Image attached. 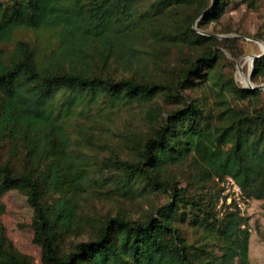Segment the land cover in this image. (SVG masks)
Instances as JSON below:
<instances>
[{
	"label": "trees",
	"instance_id": "obj_1",
	"mask_svg": "<svg viewBox=\"0 0 264 264\" xmlns=\"http://www.w3.org/2000/svg\"><path fill=\"white\" fill-rule=\"evenodd\" d=\"M205 1L0 0V140L12 146L21 141L27 150L23 171L11 158L0 157V213L5 192L26 194L42 264H251L247 219L235 206L218 207L214 177L231 175L248 197L264 199L261 89L221 82L217 52L206 49L165 82L102 75L96 69L111 58L133 62L137 45L148 37L185 44L191 53L197 45L218 43L194 21L200 29L218 21L233 0ZM198 3L195 15L183 11ZM19 30L54 31L57 40L48 54L37 57L30 41L14 38ZM236 41L221 40L224 46ZM253 63L254 78L263 72L264 56ZM193 76L215 96V111L208 98L187 100ZM160 95L180 105L142 138L136 159L114 157L109 165L124 177L119 180L124 191L142 183L163 191L167 202L141 219L105 218L88 239L63 248L75 229L87 178L68 127L99 109ZM176 164L189 168L183 186L167 177L166 167ZM0 264H31L1 224Z\"/></svg>",
	"mask_w": 264,
	"mask_h": 264
},
{
	"label": "rangeland",
	"instance_id": "obj_2",
	"mask_svg": "<svg viewBox=\"0 0 264 264\" xmlns=\"http://www.w3.org/2000/svg\"><path fill=\"white\" fill-rule=\"evenodd\" d=\"M7 1V0H2ZM206 0L205 3H208ZM199 3L189 5L183 11L196 14ZM171 20L174 21L172 16ZM198 19L194 27L208 33L215 34L219 42L197 45L192 53L185 44H165L163 41L148 37L138 45V57L131 63H121L118 58L107 59L105 64L98 62L96 69L102 75L114 77L132 76L146 81H170L189 64L196 51L206 49L217 52L219 80L233 83L242 88L248 85H262L264 102V69L263 72L252 77L254 61L251 55L264 56V0H233L225 9L218 21L209 22L202 29L197 28ZM178 22V20H177ZM54 31L19 30L15 39L30 41L36 48L37 57L48 54L55 45L57 37ZM223 38H236V42L224 46ZM12 42L6 45L9 51ZM239 57L235 58L233 52ZM195 86L188 89L187 100H206L211 110L218 107L215 96L204 85H196L199 79L191 78ZM247 80V81H246ZM247 103V102H246ZM180 103L170 102L160 95L146 103L117 104L79 117L68 127L73 154L84 162L87 171L86 192L77 207L75 229L65 238L63 248L70 247L78 241H84L93 234L95 226L105 218L122 216L131 219L144 218L148 212L167 202L163 191H152L142 183L132 184L131 190L121 189L122 174L109 165V160L118 157L133 160L137 158V150L142 138L152 128L156 127L169 111L178 107ZM149 110L155 112L154 117ZM12 141L0 140V157L11 158L16 169L25 170L26 149L22 142L12 146ZM167 177L183 186L189 168L185 164L169 165L165 169ZM185 170V171H184ZM221 196V189L219 188ZM251 203L244 213L250 232L249 259L251 264H264V199H251ZM3 211L0 213V224L4 227L8 239L19 252L28 255L31 264H42L41 249L33 242L32 222L33 209L28 204L26 194L12 189L1 196ZM228 206L225 200L218 205ZM192 239L193 237L190 235Z\"/></svg>",
	"mask_w": 264,
	"mask_h": 264
},
{
	"label": "built area",
	"instance_id": "obj_3",
	"mask_svg": "<svg viewBox=\"0 0 264 264\" xmlns=\"http://www.w3.org/2000/svg\"><path fill=\"white\" fill-rule=\"evenodd\" d=\"M214 181L221 189L220 203L225 200L228 205L235 206L243 216L252 200L243 192L235 178L226 175L222 178L214 177Z\"/></svg>",
	"mask_w": 264,
	"mask_h": 264
},
{
	"label": "water",
	"instance_id": "obj_4",
	"mask_svg": "<svg viewBox=\"0 0 264 264\" xmlns=\"http://www.w3.org/2000/svg\"><path fill=\"white\" fill-rule=\"evenodd\" d=\"M202 34H206V35H209V36H217L215 34H212V33H208L206 31H200ZM259 55H254L252 54L251 57H252V60L254 61V58L257 57ZM248 88H258V89H263V86L262 85H248Z\"/></svg>",
	"mask_w": 264,
	"mask_h": 264
},
{
	"label": "bare ground",
	"instance_id": "obj_5",
	"mask_svg": "<svg viewBox=\"0 0 264 264\" xmlns=\"http://www.w3.org/2000/svg\"><path fill=\"white\" fill-rule=\"evenodd\" d=\"M247 81V80H246Z\"/></svg>",
	"mask_w": 264,
	"mask_h": 264
}]
</instances>
